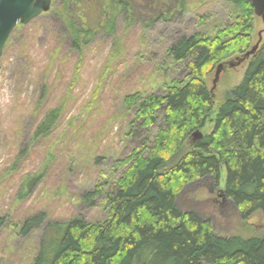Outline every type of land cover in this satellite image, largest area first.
Wrapping results in <instances>:
<instances>
[{
	"label": "rangeland",
	"instance_id": "rangeland-1",
	"mask_svg": "<svg viewBox=\"0 0 264 264\" xmlns=\"http://www.w3.org/2000/svg\"><path fill=\"white\" fill-rule=\"evenodd\" d=\"M168 3L130 0L131 13L117 17L113 33L98 30L81 50L68 39L58 1L49 13L13 31L0 60V264H34L46 227L23 235L30 217L45 214L48 222L82 219L90 225L108 220L106 194L124 171L117 164L146 141L153 144L163 125L161 115L153 128L132 127L135 111L128 110L125 98L160 96L173 84L188 83L186 65L173 60L171 47L182 38L215 37L239 17L226 0ZM260 38L262 46L264 22L254 16L250 50ZM243 56L225 61L215 89L216 72L206 79L216 111L244 78L250 60L230 66ZM53 110L61 113L53 130L37 136ZM213 128L209 122L203 135ZM222 175L219 189L207 180L189 185L180 209L209 222L217 236L263 237V214L243 220L225 199V169ZM101 188L103 194L88 199Z\"/></svg>",
	"mask_w": 264,
	"mask_h": 264
},
{
	"label": "trees",
	"instance_id": "trees-1",
	"mask_svg": "<svg viewBox=\"0 0 264 264\" xmlns=\"http://www.w3.org/2000/svg\"><path fill=\"white\" fill-rule=\"evenodd\" d=\"M73 48L88 45L98 30L113 33L117 17L131 13L130 0H54ZM168 6V0H154ZM238 20L215 37L182 38L170 49L184 63L189 82L165 94H134L124 100L144 129L162 123L151 144L144 143L118 163L124 171L106 194L110 209L102 225L82 219L48 222L45 214L25 220L21 233L46 227L34 264H264V236H217L210 223L183 212L186 188L207 180L219 189L226 170V199L243 220L264 216V43L250 58L242 82L226 93L217 111L206 79L235 55L249 52L254 10L249 0H226ZM60 111L49 112L37 136L50 133ZM214 118V119H213ZM214 123L200 141L193 135ZM40 177L28 182L34 187ZM98 189L88 197L103 194Z\"/></svg>",
	"mask_w": 264,
	"mask_h": 264
},
{
	"label": "water",
	"instance_id": "water-1",
	"mask_svg": "<svg viewBox=\"0 0 264 264\" xmlns=\"http://www.w3.org/2000/svg\"><path fill=\"white\" fill-rule=\"evenodd\" d=\"M252 4L254 14L264 22V0H249ZM52 8V0H0V60L3 56L4 48L13 31L19 24L29 25L40 16L49 13ZM262 39L255 45L252 50L247 52L242 58L230 63L231 67L242 65L250 60L260 49ZM225 69L220 65L215 73L214 89L216 88L220 76ZM204 138L200 131L193 135L194 141H200ZM226 199V197H225ZM227 200V199H226Z\"/></svg>",
	"mask_w": 264,
	"mask_h": 264
}]
</instances>
